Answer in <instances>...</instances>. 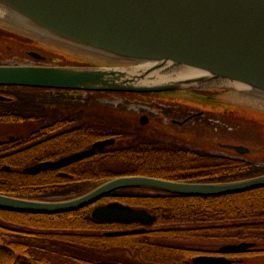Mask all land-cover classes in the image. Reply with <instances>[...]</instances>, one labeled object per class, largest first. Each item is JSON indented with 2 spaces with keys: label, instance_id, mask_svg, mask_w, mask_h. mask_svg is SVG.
<instances>
[{
  "label": "water",
  "instance_id": "95a60500",
  "mask_svg": "<svg viewBox=\"0 0 264 264\" xmlns=\"http://www.w3.org/2000/svg\"><path fill=\"white\" fill-rule=\"evenodd\" d=\"M0 13V25L98 62L0 64V86L129 93L218 90L227 94L216 99H233L264 110V0H0ZM6 99L0 94V100ZM199 114L173 122L183 124ZM141 121L148 122L149 115H142ZM114 142L115 138L97 140L90 148L37 162L24 171L62 168ZM224 146L240 153L250 150L243 145ZM135 186L184 195H224L264 187V174L222 182L119 175L68 199L37 200L0 193V209L48 214L73 211ZM92 217L143 225H152L157 218L146 208L120 201L96 206ZM252 246L253 242L231 243L221 251L243 252ZM194 262L214 264L215 260L198 256Z\"/></svg>",
  "mask_w": 264,
  "mask_h": 264
},
{
  "label": "trees",
  "instance_id": "16d2710c",
  "mask_svg": "<svg viewBox=\"0 0 264 264\" xmlns=\"http://www.w3.org/2000/svg\"><path fill=\"white\" fill-rule=\"evenodd\" d=\"M208 92L214 93L183 91L201 97ZM14 96L23 100L20 108L24 112L34 109L35 99L40 97L30 92ZM59 97L65 96L51 98ZM83 109L77 114H87ZM163 110L172 117L171 108ZM57 115L49 112L51 124L37 129H61L54 125L61 120ZM98 125L83 122L66 132L25 133L19 151L0 153V193L37 200L66 199L83 195L119 175L222 182L264 174V166L257 161L237 160L222 153L146 138L140 133H130L129 139L116 141L59 169L38 173L23 170L38 161L84 149L96 140L126 134ZM113 200L145 207L157 219L146 232L108 234L110 230L143 226L139 221L109 222L92 217L95 205ZM211 238L256 244L264 241V187L224 195H184L135 186L113 191L96 204L73 211L48 214L0 209V264H62L59 258L81 264H192L196 249L176 241Z\"/></svg>",
  "mask_w": 264,
  "mask_h": 264
},
{
  "label": "rangeland",
  "instance_id": "374dc122",
  "mask_svg": "<svg viewBox=\"0 0 264 264\" xmlns=\"http://www.w3.org/2000/svg\"><path fill=\"white\" fill-rule=\"evenodd\" d=\"M3 34L4 33L0 32V64L30 62V58L22 59L15 55L21 53L20 50L15 49L16 42ZM50 51L52 54L60 56L65 60L74 59L68 55V51L65 49H61L59 52H55L52 49H50ZM79 59L88 61L83 58ZM89 62L93 63L92 61H88L84 64H90ZM94 64H98V62H94ZM210 91L214 93L208 92L205 94L223 98L224 93L222 94V92L216 90ZM113 97L117 98V101L118 99L124 100L131 96L117 94L113 95ZM134 98H137L138 100L143 99L146 101H155V104L158 105L159 103L162 105V107L158 105V108L155 107L151 109L152 113H154L151 114L152 119L157 120L156 118L159 116V124L155 123V125H152V123L149 122L142 124L139 117L124 106L115 107L114 105H99V103H102H94V101H91V104L89 105L86 101L79 102L84 104L82 105V107H84L83 112L87 113L83 116L79 115V118H82L81 121L85 123H91L96 126L98 124H103L102 127L108 125V127L114 131L126 133L123 135H116L119 136L117 141L129 139L130 133H140L146 138H154L169 143L222 153L229 156H237V151L225 148V143L252 146L255 150L253 151L255 152V159L264 166L263 109L251 106L248 103H237V100L233 99L225 100L211 99L209 97H190V95L188 96L179 91L163 95L162 98L155 97L154 100L153 96H136ZM164 105H167L168 108L172 109V117L177 120H184L191 114L198 112H205V114L195 116V118H192L183 124L171 123V117H167L163 110ZM87 116H91L89 118H91L92 121H89ZM230 242L234 241H225L216 238L176 241L178 244L202 249H218L221 245ZM173 243L175 242L173 241ZM257 247L264 249V241L257 243ZM60 262H62V264H81L66 258H59L58 263ZM260 263H264V254L252 257L251 260H247L242 264Z\"/></svg>",
  "mask_w": 264,
  "mask_h": 264
},
{
  "label": "flooded vegetation",
  "instance_id": "af4514ba",
  "mask_svg": "<svg viewBox=\"0 0 264 264\" xmlns=\"http://www.w3.org/2000/svg\"><path fill=\"white\" fill-rule=\"evenodd\" d=\"M7 33V31H6ZM10 34V37L13 41L16 42L15 49L20 50V54H15L17 57L22 59L30 58L32 64H45V63H54L58 62L59 56L49 54L48 45L42 41H34L28 37L24 36H15L14 33ZM22 61V60H21ZM20 92H30L36 95H41L35 99L36 106L34 109L27 108L28 112H24L20 105H22L23 100L16 98L14 95H17ZM42 92V93H41ZM41 93V94H39ZM75 91L71 90H57V89H45V88H33L26 89L23 87L16 86H0V94L9 96V99L0 100V153H13L19 151L23 145L21 144L20 139L24 133H60L61 131H67V129L72 127H77L83 122L77 114L82 106L79 103L73 101L71 96ZM63 95L64 98H51L52 96ZM91 104L88 103V105ZM87 105V106H88ZM41 108V110H40ZM43 109V110H42ZM49 112L58 113L56 118H60V122L54 124L61 127L58 130H40L37 127L49 126L51 124V117ZM75 113L69 115L68 119L62 118L68 113ZM135 114V113H134ZM137 115V114H136ZM91 116H87L89 121H92ZM139 120H141V115L138 114ZM152 121V122H151ZM150 123L155 125L159 123L154 120H149ZM91 124V123H90ZM92 125V124H91ZM63 129V130H62ZM115 137V136H114ZM115 138H119L116 136ZM92 144V143H91ZM90 144V145H91ZM5 148V150H3ZM250 150L244 154L238 153L237 160L254 162L255 151L252 146H249ZM3 150V151H2ZM233 157V156H230ZM253 158V159H252ZM40 162V161H38ZM37 163V162H36ZM8 167V166H7ZM221 245L218 249H202L194 248L197 253L191 258V263L195 264L194 259L198 256H209L214 257V264H231L237 263L242 264L247 260H251L252 257L264 254V249H260L255 244L254 247L248 248L243 252L235 253H224L221 251ZM230 261V262H229ZM264 264V263H260Z\"/></svg>",
  "mask_w": 264,
  "mask_h": 264
},
{
  "label": "built area",
  "instance_id": "2783aa9c",
  "mask_svg": "<svg viewBox=\"0 0 264 264\" xmlns=\"http://www.w3.org/2000/svg\"><path fill=\"white\" fill-rule=\"evenodd\" d=\"M131 108H134V109H139L140 107H148L147 105H142V104H131L130 105Z\"/></svg>",
  "mask_w": 264,
  "mask_h": 264
},
{
  "label": "bare ground",
  "instance_id": "6f19581e",
  "mask_svg": "<svg viewBox=\"0 0 264 264\" xmlns=\"http://www.w3.org/2000/svg\"><path fill=\"white\" fill-rule=\"evenodd\" d=\"M1 15H3L2 13H0Z\"/></svg>",
  "mask_w": 264,
  "mask_h": 264
}]
</instances>
